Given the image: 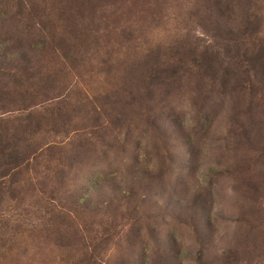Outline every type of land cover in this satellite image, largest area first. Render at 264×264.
I'll use <instances>...</instances> for the list:
<instances>
[{
  "label": "rangeland",
  "instance_id": "374dc122",
  "mask_svg": "<svg viewBox=\"0 0 264 264\" xmlns=\"http://www.w3.org/2000/svg\"><path fill=\"white\" fill-rule=\"evenodd\" d=\"M0 264H264V0H0Z\"/></svg>",
  "mask_w": 264,
  "mask_h": 264
}]
</instances>
